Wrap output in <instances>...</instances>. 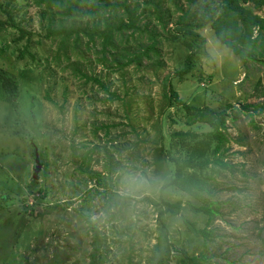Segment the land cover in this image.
Here are the masks:
<instances>
[{
    "label": "rangeland",
    "instance_id": "rangeland-1",
    "mask_svg": "<svg viewBox=\"0 0 264 264\" xmlns=\"http://www.w3.org/2000/svg\"><path fill=\"white\" fill-rule=\"evenodd\" d=\"M149 4L169 9L173 15L162 32L177 35L174 14L187 0ZM50 17L52 28L58 21L71 25L37 0H0V264H91L92 255L94 264H151L163 230L171 247L204 256L208 264H264V55L260 63H244L208 24L197 30L204 45L184 76L174 75L190 53L182 38L162 41L158 57L119 71L95 61L98 43L88 52L84 44L59 51V36L47 30ZM148 39L142 34L144 45ZM82 54L84 63H75ZM81 66L118 98L108 99L92 83L83 92ZM167 77L182 104L227 117L228 142L219 157L232 168L209 181L213 200L221 203L209 223L191 209L203 200L164 187L174 159L190 154L171 133L212 130L199 122L183 125L188 115L169 101ZM83 160L103 185L80 173ZM166 203H180L179 212L165 211ZM188 223L212 236L204 242ZM177 256L169 252L165 264H176Z\"/></svg>",
    "mask_w": 264,
    "mask_h": 264
},
{
    "label": "trees",
    "instance_id": "trees-1",
    "mask_svg": "<svg viewBox=\"0 0 264 264\" xmlns=\"http://www.w3.org/2000/svg\"><path fill=\"white\" fill-rule=\"evenodd\" d=\"M172 1L169 0V3ZM37 3H44L49 10L53 11V14L60 17V20L70 19V26L58 21L57 27L52 28L53 17L48 18L50 20L47 30L51 36H59L57 47L59 51L66 54L69 45L72 51H76L82 46L81 44H84L85 51L88 52L90 45L95 46L98 43L100 51L96 52L95 61L101 62L103 66L116 67L115 69L119 71L131 64L140 65L144 58L151 60L152 55L158 57L157 44L159 45L162 41L176 43L182 38L189 43L184 45L190 53L185 57L183 67L176 70L174 75L175 77L184 76L191 70L195 56L204 45V38L197 30L208 24L216 39L244 63L248 60L260 63L264 55V11L259 15L254 13L252 7L246 6V3L257 7L264 6V0H212V2L187 0L185 9L181 6L176 9L173 30L178 31V34L171 36L165 35L162 31L173 14L169 13L168 8L160 9L159 4L150 8V0H37ZM140 9L144 11L139 12ZM195 18L196 20L193 21ZM76 20L82 23L74 26ZM144 33L150 40L146 45L141 41ZM130 42L135 43V50H131L132 45H128ZM82 55V58H76L75 63H84L87 57ZM70 66L74 64L70 63ZM76 71L80 74L78 80L83 92L88 88V84L92 83V86L96 85L108 99L118 98L117 94L111 92L109 87L94 74H87L83 66L81 70L76 68ZM170 80L167 77L169 101L182 107L188 115L183 125L191 126L199 122L208 125L212 130L203 135L181 130H174L171 133V136L177 139L176 145L183 144L190 149V154L181 162L174 159L175 165L171 171V178H173H170L164 187L174 186L189 196L203 200L205 205L198 208L191 206V209L197 212L202 211L209 223L221 205L220 202L213 200L209 181L215 174L220 173L218 170L232 168L220 158L221 150L228 142L227 117L225 111L216 112L207 106L182 104ZM49 101L51 102L50 99ZM201 145L204 147H200ZM209 153L212 158L205 159ZM86 157H88L87 154L84 155V158ZM82 163L84 168H80V173H88L89 181L92 177H96L97 185H103L101 174L91 170L86 161L83 160ZM205 172L208 174H204ZM105 192L96 193L104 196ZM165 205V211L170 214L175 215L180 210V203ZM85 221L94 231L93 223L87 218ZM188 226L194 234H201L204 242L212 236V232L207 231L206 228L198 230L193 223H188ZM170 247L167 232L163 230L158 244L153 248L151 264H165L169 260L171 251L178 253L176 264H208L204 256H189L183 250L179 251L177 248ZM91 258L94 260L93 255ZM93 260L91 264H94Z\"/></svg>",
    "mask_w": 264,
    "mask_h": 264
},
{
    "label": "water",
    "instance_id": "water-1",
    "mask_svg": "<svg viewBox=\"0 0 264 264\" xmlns=\"http://www.w3.org/2000/svg\"><path fill=\"white\" fill-rule=\"evenodd\" d=\"M34 163H35V167H34V172H33V178L36 179L37 178V172L41 169V164L39 162V157H38V153L34 152Z\"/></svg>",
    "mask_w": 264,
    "mask_h": 264
}]
</instances>
